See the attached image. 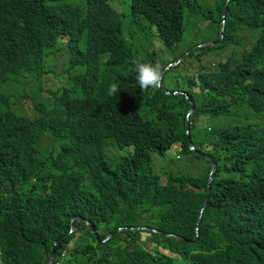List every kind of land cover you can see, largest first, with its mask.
<instances>
[{
    "label": "trees",
    "instance_id": "obj_1",
    "mask_svg": "<svg viewBox=\"0 0 264 264\" xmlns=\"http://www.w3.org/2000/svg\"><path fill=\"white\" fill-rule=\"evenodd\" d=\"M122 1L132 32L148 35L146 27L156 28L161 38L174 17L172 8L177 7V28L185 31L191 5L206 14L210 3ZM211 1L218 10L211 13L222 20L227 0ZM82 2L84 8L95 6L94 0H89L90 6ZM111 10L97 17L106 19ZM226 13L225 38L219 46L229 48L232 57L220 64L217 75L202 72L191 77L188 86L180 76L172 81L194 102L188 129L197 148L217 166L210 180L211 162L188 146L191 103L184 95L173 100L162 90L156 95L158 89L139 92L136 109L145 124L146 141L124 133L130 108L119 109L116 119L106 117L99 104L103 85L86 78L100 67L108 50L74 52L56 67L58 78L67 71L70 83L52 91L47 103L35 104L38 118L22 113L17 101L40 96L48 70L35 36L23 25L25 8L16 0H0V55L4 46L25 47L24 51L13 45L0 56V264H47L59 238L53 264L255 263L249 252L255 246L252 236L264 237V0H229ZM214 16L206 17L212 20L209 27ZM63 25L59 17L53 20L42 49L57 44ZM125 37L121 26L122 46L129 44ZM102 67L109 69L112 63L105 61ZM154 99L170 114L150 120ZM210 119L217 124L208 126ZM46 134L67 145L43 148ZM137 141L146 144L137 150ZM174 143H182L187 154L204 161L201 174L156 172V158L168 161L166 153ZM85 174L89 190H84ZM208 184L210 196L197 232ZM77 217L82 220L72 222ZM137 225L149 230L117 232L100 243L120 227ZM73 226L76 231L70 234ZM151 229L189 241L199 237L195 243H183ZM149 244L154 249L147 248Z\"/></svg>",
    "mask_w": 264,
    "mask_h": 264
},
{
    "label": "clouds",
    "instance_id": "obj_2",
    "mask_svg": "<svg viewBox=\"0 0 264 264\" xmlns=\"http://www.w3.org/2000/svg\"><path fill=\"white\" fill-rule=\"evenodd\" d=\"M19 4V7L25 8L26 14L23 18V25L26 26L35 36L37 50L45 63L46 73L49 71L55 72L57 76V66H63L69 56L74 52L84 53V54H94L97 52L108 50L104 54L101 61V65L98 69L87 75V82H95L97 84L103 85V89L99 94V104L101 108L106 112V117L108 119H116L117 111L122 108H130L132 117L130 118L129 123L126 124V129L124 133H132L135 137H139L138 140H145V124L142 122L140 114L137 111V99L140 91H148L153 89H158L157 93L162 90L165 94L169 95L171 99L178 98V95H184L186 100L189 103H194L190 99V95L182 89H176L177 86L175 83H172L177 76H181L184 73V78L187 83L183 86H188L190 78L195 75H200L202 72H206L209 75H217L219 66L221 63H224L232 57L233 53L226 59L222 61H206L204 57L208 54H213L215 52L224 54L229 50H222L219 46L225 38V30L227 26L226 20V11L229 4V0L226 1L225 8L222 11V20L218 19V37L216 42L206 41L203 43H198L192 46L185 48L180 54L175 55L173 58H168L165 56L166 50L179 49L183 43L185 31L177 28L178 12L177 7L172 8L174 11V17L167 24L165 34L163 38L159 37L156 28L146 27V32L144 34L138 33V31L132 32L129 23L125 20V15L123 17L124 7H121L119 0H94L95 6L91 7L89 0L88 8H84L82 0H16ZM117 2L121 12H117L113 7V4ZM125 5V4H124ZM212 1L208 3V6L214 11L215 8L212 6ZM101 8L97 11V9ZM82 7V8H81ZM111 8L109 12V17L106 19H99L97 17L98 13L103 12L106 8ZM81 8V9H80ZM218 13V10L215 9ZM190 12L186 13L191 22L190 26L195 28L199 27L200 24H203L207 20V16H213L211 12L209 14H202L201 9L196 5H191ZM215 12V11H214ZM118 14L120 20L115 19V14ZM59 17L63 22V27L60 30L58 42L55 46L50 49H42V41L49 35L53 20ZM196 21V23H192ZM212 22L211 19H209ZM185 23V20H184ZM198 25V26H197ZM121 26L125 28L126 31V40L128 41L127 46L121 45ZM117 29L119 30L117 32ZM134 34L133 41L130 40L129 33ZM16 37L17 33H16ZM13 45H20V47L25 51V47L21 44H12L11 46H4L2 48V54L12 51ZM136 54L140 58L134 59L131 55ZM108 61L112 63V67L105 69L102 67L103 62ZM194 67L193 72H186V69ZM182 68V69H181ZM66 69V67H65ZM119 71H122L119 73ZM67 74V77L64 78L63 75ZM45 75V74H44ZM58 77V76H57ZM43 80V79H42ZM41 80V82H42ZM61 80L64 81L63 84L59 86L44 88L42 85L39 89L40 96H36L33 99H23L17 101V104L21 108V112L25 115L31 117V119H36L40 116L39 106L35 107L39 101L40 104L47 103L48 100L56 91L61 89L62 86L70 83V76L67 71H64L61 77ZM181 81V77L179 79ZM155 95V96H156ZM42 100H39L41 99ZM34 100V101H31ZM164 100V99H162ZM170 100V99H166ZM16 101V100H14ZM39 104V105H40ZM194 105V104H193ZM187 112V124L189 123V118L193 112ZM195 110V106H194ZM191 113V114H190ZM158 114H170L164 110V106L154 99L153 109L150 113V120L155 117L158 119ZM190 127V123H189ZM188 136V146L190 150L198 153L200 156L206 158L212 164L210 180H213L217 171V166L211 157L205 152L197 148L190 137V131L187 128ZM45 137L52 139L53 143L58 146L60 143L67 145L64 142H56L49 134H46L42 138V143ZM143 144L141 142H136L135 146L138 149H141ZM53 149V148H52ZM171 150H176V156L173 159H168V161L179 162L182 159V156H191L187 154L184 150L182 143H174L170 147ZM170 151H167L168 154ZM122 153V152H121ZM205 154L204 156L202 155ZM197 159V158H195ZM163 160V159H162ZM200 159H197L199 161ZM196 161V162H197ZM213 165L215 170L213 171ZM182 172V173H181ZM184 172V173H183ZM185 174V171H178L177 175ZM175 175V174H174ZM84 176V190H89V174ZM57 185H60L59 181ZM208 184V191L209 186ZM207 191V192H208ZM210 194V191H209ZM210 196V195H209ZM206 199V198H205ZM209 200V199H208ZM205 202V201H204ZM204 205V204H203ZM203 208V206H202ZM202 211V209H201ZM205 211V210H204ZM204 213V212H203ZM203 213H200L198 222H197V232H199V222L202 220ZM202 214V215H201ZM75 220L81 221L82 219L77 217L73 218L72 222ZM88 226L92 224L90 221L86 223ZM93 225V224H92ZM91 228V226H90ZM96 228V226H95ZM92 229V228H91ZM130 230L127 227H120L117 230L110 233L103 241V243L110 240L117 232ZM149 230L146 226H140L139 230ZM157 234H161L165 237H173L179 242H192L185 239L183 236H179L173 233H167L159 231L156 229H151ZM76 231V227L73 226L70 234ZM97 233V228H96ZM95 234V233H94ZM97 238H99L97 233ZM253 243L255 246L252 247L251 252L255 257L254 264H264V237L259 240L253 237ZM61 239V238H60ZM59 243V242H58ZM58 245V244H57ZM153 245V244H152ZM57 248V246H56ZM247 249V246L245 245ZM53 249V248H52ZM52 253V252H51ZM1 255V253H0ZM56 256V253H55ZM55 259V257H54ZM53 259V262H54ZM52 262V264H53ZM48 263V262H47Z\"/></svg>",
    "mask_w": 264,
    "mask_h": 264
},
{
    "label": "rangeland",
    "instance_id": "obj_3",
    "mask_svg": "<svg viewBox=\"0 0 264 264\" xmlns=\"http://www.w3.org/2000/svg\"><path fill=\"white\" fill-rule=\"evenodd\" d=\"M121 3H123L122 0H119ZM124 4H121V7H124ZM113 7L115 8V10L117 12H121L120 7L118 5L117 2H115L113 4ZM208 8H210V6H207L205 9V13L207 14L208 12ZM211 8L210 11L211 12ZM214 11L216 12V10L214 9ZM208 12V14H209ZM214 16V15H213ZM214 21L215 23L209 27V22L210 21H205L203 24H200L199 27H191L190 26V22L191 20L186 17L185 19V24L186 26V31H185V35H184V39H183V43L180 46L179 49H172V50H166L165 51V56L168 58H173L175 55L180 54L185 48L198 44V43H203L206 41H211V42H216L217 41V37H218V18L216 17V15L214 16ZM192 23H196V21ZM232 54V51H228L224 54H220V53H213V54H208L207 56L204 57L205 62L206 61H222V60H226L230 55ZM182 69V68H181ZM186 72H193L194 71V67H191L189 70L186 69ZM64 78L67 77V74L63 75ZM181 77V81L182 83L186 84L187 81L184 78V73L180 76ZM64 81L61 80V78H58L55 74V72L53 71H49L47 72L44 77L43 80L41 82V85L44 88H49V87H54V86H59L61 84H63ZM175 100V99H173ZM192 115V114H191ZM217 121L215 119H210L207 122L208 126H213L216 125ZM43 148L45 149H52L55 148L56 145L53 143L52 139L49 137H45L42 145ZM177 151L176 150H171L168 154L167 157L169 159H173L176 156ZM197 159H195L193 156H182V159L179 162L173 163L172 161H164L160 158H156V162L155 163V170L157 173H163L165 171H167L168 173H172L177 175L178 171H185L187 172L188 170L193 171L194 175H198L201 174V167H202V162H204L203 160H199L197 161ZM182 173V172H181ZM184 173V172H183ZM128 229L132 230V231H138L140 226H128ZM152 247V249H154V246H152V244H149L147 246V248Z\"/></svg>",
    "mask_w": 264,
    "mask_h": 264
},
{
    "label": "water",
    "instance_id": "obj_4",
    "mask_svg": "<svg viewBox=\"0 0 264 264\" xmlns=\"http://www.w3.org/2000/svg\"><path fill=\"white\" fill-rule=\"evenodd\" d=\"M193 111H194V105L192 104L190 112L192 113ZM191 113H190V114H191ZM188 127H189V123L187 124V128H188ZM202 155L204 156L205 154L202 153ZM214 170H215V166L213 165V171H214ZM208 199H209V191L207 192L206 199H205V202H204V205H203V208H202L201 213H203L204 210L206 209L207 204H208ZM201 215H202V214H201ZM90 226H91L93 232L95 233V236L97 237V233H96V228H95V226L92 225V224H90ZM60 240H61V239L59 238V239L55 242V244H54V246H53V249H52V253H51L50 257H49V260H48V263H47V264H52L53 259H54V257H55V253H56V246H57V244H58V242H59ZM100 243H103V241H100Z\"/></svg>",
    "mask_w": 264,
    "mask_h": 264
}]
</instances>
